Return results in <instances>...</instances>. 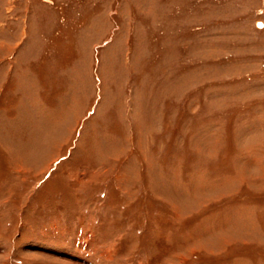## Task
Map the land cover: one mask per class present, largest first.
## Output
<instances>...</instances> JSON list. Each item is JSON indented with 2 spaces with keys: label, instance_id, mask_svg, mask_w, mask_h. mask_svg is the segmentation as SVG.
I'll use <instances>...</instances> for the list:
<instances>
[{
  "label": "rangeland",
  "instance_id": "374dc122",
  "mask_svg": "<svg viewBox=\"0 0 264 264\" xmlns=\"http://www.w3.org/2000/svg\"><path fill=\"white\" fill-rule=\"evenodd\" d=\"M0 264H264V0H0Z\"/></svg>",
  "mask_w": 264,
  "mask_h": 264
}]
</instances>
